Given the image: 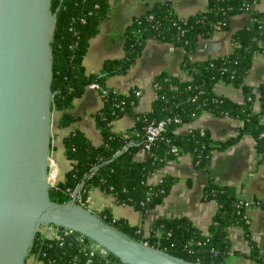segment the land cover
I'll use <instances>...</instances> for the list:
<instances>
[{
    "label": "trees",
    "instance_id": "1",
    "mask_svg": "<svg viewBox=\"0 0 264 264\" xmlns=\"http://www.w3.org/2000/svg\"><path fill=\"white\" fill-rule=\"evenodd\" d=\"M258 1L207 0L204 10L187 17H179L169 1L155 2L140 16L133 17L126 27L122 56L106 59L99 70L86 73L83 57L89 40L108 17L110 4L108 0H52L53 10L59 6L51 43V104L52 110L60 111L56 125L64 127L76 120L77 116L70 110L74 98L96 81L103 102L92 114L103 141L92 143L82 130L74 128L62 137L63 154L70 160V167L63 178L58 177L50 186V199H70L76 186L83 181L77 199L84 205L87 191L99 187L112 193L118 202L144 212L161 203L176 181V177L169 173L157 182H151L149 177L159 165L170 157L188 153L193 163L209 175L213 151L227 148L243 133L253 137L257 162L264 164V82L248 85L244 81L254 57L264 56V12L254 9ZM240 12L248 14L249 22L232 33L233 50L203 60L189 58L199 39L211 37L217 29L226 30L230 19ZM147 39L167 41L183 48L182 67L189 78L181 79L169 72L156 75L152 80L155 99L151 108L137 112L138 88L116 90L106 84V79L127 74L141 55ZM218 79L241 86L244 98L235 101L216 93L214 84ZM126 112L136 116V124L125 131L113 130V121ZM203 112L229 115L242 123L234 135L218 140L213 139L206 128L198 126L187 133L177 131L179 125L191 122ZM168 117L164 130L152 141L147 156L142 160L136 159L135 152L145 144L147 125ZM202 196L204 200L216 202L212 222L205 232L184 215L158 218L150 231L143 234L138 225L130 224L123 216L115 218L107 209L99 214L138 240L186 259L214 264L226 263L234 248L229 229L241 226L251 246L248 257L254 264H264V245H257L252 238L247 206L240 202L242 198L237 188L217 183L208 176ZM256 204L264 207L262 201ZM75 232L83 239H89ZM29 255L46 264H111L120 261L111 252L107 256H90L74 239L50 238L40 230L35 234ZM89 257L91 261L87 263Z\"/></svg>",
    "mask_w": 264,
    "mask_h": 264
},
{
    "label": "crops",
    "instance_id": "2",
    "mask_svg": "<svg viewBox=\"0 0 264 264\" xmlns=\"http://www.w3.org/2000/svg\"><path fill=\"white\" fill-rule=\"evenodd\" d=\"M169 1L174 12L179 17H187L196 11H202L207 6V0H108L110 13L99 25V30L89 40L88 50L83 57V66L86 73L99 70L106 59H117L123 54L124 32L130 25L133 17L140 16L155 2ZM254 9L264 12V0H259ZM246 12L233 16L226 30L217 29L209 38H201L197 47L190 54L193 60H203L217 55L228 54L233 50L231 35L249 22ZM141 55L130 67L127 74H117L106 79V84L113 88L127 91L135 86L141 90L135 105L137 112L151 108L155 99L152 80L162 72H169L181 79H188L189 74L182 67L184 58L183 48L173 46L170 42H160L155 39L146 40ZM244 81L248 85H257L264 82V56L256 55L249 72L245 74ZM214 91L229 96L235 101L244 98L241 86L233 85L218 79L214 84ZM70 110L77 116L76 120L67 126L56 125L60 111L53 112L51 128L50 156L58 168V177L63 178L70 167V160L63 154L62 137L71 129L82 130L92 143L100 144L103 136L96 126L94 110L102 105L103 98L97 86L88 85L83 93L74 98ZM258 108V105L255 106ZM264 120V118H263ZM136 121V116L131 113H122L113 121V130H127ZM242 121L236 117L223 114L203 112L191 122H185L177 127L180 133H187L195 126L206 128L210 136L218 140L228 138L236 133ZM253 137L248 133L243 135L227 148L214 150L209 162V175L193 163L191 155L181 154L177 158L170 157L156 168L149 180L157 182L164 174H173L176 181L171 185L165 199L154 207L147 208L144 212L130 204L118 202L110 192L91 188L87 191L84 201L93 211L109 210L115 218L123 216L130 224L138 225L143 234L148 233L151 226L158 218L187 216L202 231H206L211 223L212 215L216 208L213 200L202 199L203 187L208 176L217 183L234 185L238 195L250 203L247 207L249 216V229L257 245H264V207L256 204L264 202V164L257 162ZM148 154L145 147L138 149L134 157L144 159ZM93 207V208H92ZM238 226L229 229V235L234 245L237 242L243 247V255H247L251 246L243 239L242 231ZM233 233L236 235L233 240ZM244 240V241H243ZM236 246V245H235ZM237 248V247H236ZM235 247L233 248L237 250ZM242 251V250H241ZM248 256V255H247ZM27 263V262H26ZM29 264H35L28 262ZM252 263V260H251ZM38 264V263H36Z\"/></svg>",
    "mask_w": 264,
    "mask_h": 264
},
{
    "label": "water",
    "instance_id": "3",
    "mask_svg": "<svg viewBox=\"0 0 264 264\" xmlns=\"http://www.w3.org/2000/svg\"><path fill=\"white\" fill-rule=\"evenodd\" d=\"M58 10L52 0H0V264H24L46 222L74 228L126 264H214L174 255L106 221L78 201L83 181L70 199H50L51 43Z\"/></svg>",
    "mask_w": 264,
    "mask_h": 264
},
{
    "label": "built area",
    "instance_id": "4",
    "mask_svg": "<svg viewBox=\"0 0 264 264\" xmlns=\"http://www.w3.org/2000/svg\"><path fill=\"white\" fill-rule=\"evenodd\" d=\"M89 85H91V86L93 85V86L98 87V83L96 81H92V83H90ZM140 92H141V90L138 88L136 93L139 94ZM168 119H169V117L166 119H162V120L158 121V123H155V124L151 123V124L147 125V134H146V140H145V144H144V147L146 148L147 151L151 148L152 141L154 139H156V137L159 135V133L162 130H164L165 124H167ZM46 174L48 176L50 186L54 185L56 183V181L58 180V168H57L55 161L53 160V158L51 156H50L49 161H48V169H47ZM240 202H242V204L244 206L246 205L247 207H249V205H250V203L246 199H242V200H240ZM45 224H47L49 226V228L46 230V232L41 231L39 229L45 235L49 236L50 238L58 237L61 240L65 237L72 238V239H74V241L81 244L82 249H84L90 256L96 255V254H99L101 256H107L108 253L110 252L107 248L98 244L97 241L95 242L90 238L88 240H85L82 237L78 236L76 234V232H75L76 230H74V228H71V227L68 228V227H63V226L60 227L59 225L51 224L48 222H46ZM30 261L35 263V264L36 263L46 264L43 262V260L37 259L34 256L31 257ZM90 261H91V258L90 257L87 258L86 262L89 263ZM66 264H68V263H66ZM111 264H126V263L123 260H120V261H113Z\"/></svg>",
    "mask_w": 264,
    "mask_h": 264
},
{
    "label": "rangeland",
    "instance_id": "5",
    "mask_svg": "<svg viewBox=\"0 0 264 264\" xmlns=\"http://www.w3.org/2000/svg\"><path fill=\"white\" fill-rule=\"evenodd\" d=\"M56 111V110H53V112ZM93 208V207H92ZM240 227L239 229H241L242 231V235H240V237L242 236L244 240H246L248 242V239L247 237L245 236V233H244V230L241 226H238ZM49 228V226L47 224H43L41 227H40V230L41 231H44L46 232V230ZM252 235V234H251ZM236 235L233 233V240H235V237ZM253 238V237H252ZM243 240V241H244ZM232 244L234 245V241H232ZM249 244V243H248ZM236 245V246H235ZM234 247L237 249L235 251H232L231 253L228 254L227 258H226V263L225 264H254V262L252 261L251 263V260L247 255H243V247L241 246V244L239 242L236 241ZM242 250V251H241ZM31 255H28L27 258H26V261L24 264H29L28 262H30L31 260ZM27 262V263H26Z\"/></svg>",
    "mask_w": 264,
    "mask_h": 264
}]
</instances>
